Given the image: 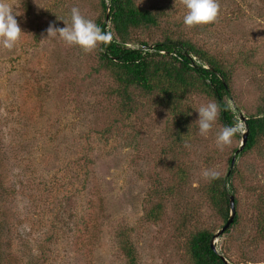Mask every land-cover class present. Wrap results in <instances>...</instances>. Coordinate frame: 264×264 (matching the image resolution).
<instances>
[{"label": "rangeland", "instance_id": "obj_1", "mask_svg": "<svg viewBox=\"0 0 264 264\" xmlns=\"http://www.w3.org/2000/svg\"><path fill=\"white\" fill-rule=\"evenodd\" d=\"M10 2L24 34L14 50L0 49L4 263L128 264L120 247L125 233L138 264H191L192 232L216 233L226 223L202 170L225 176L233 168L239 221L215 242L233 264H264V137L232 166L229 159L242 139L235 136L220 151V118L207 137L196 123V109L214 98L174 91L164 76L150 92L132 87L134 110L125 112L121 85L102 66L98 49L85 54L48 38L50 25L66 27L73 7L97 23L101 0ZM136 2L159 10L162 18L156 27L133 29L132 45L153 46L180 34L233 69L230 101L236 111L241 107L239 114L264 105V0H219L218 21L192 29L183 24L186 9L179 0ZM173 93L176 102L169 99ZM179 116L188 119L185 127ZM157 203L163 208L154 220L148 211Z\"/></svg>", "mask_w": 264, "mask_h": 264}, {"label": "trees", "instance_id": "obj_2", "mask_svg": "<svg viewBox=\"0 0 264 264\" xmlns=\"http://www.w3.org/2000/svg\"><path fill=\"white\" fill-rule=\"evenodd\" d=\"M101 4L103 15L96 24L105 32H111L113 41L110 45H101L103 50L98 49V55L102 66L107 67L106 69L112 72L115 80L121 85L124 98L121 106L122 109L125 108V112L131 113L134 110L133 99L129 92L132 87L137 86L150 92L156 85L154 80L164 76L165 81H169V86L174 91L177 89L194 90L212 96L221 106L219 118L223 126H232L237 120L244 121L248 135L238 155L252 150L259 139L264 137V105L257 112L245 115L246 119H242V114L238 112L240 106L237 111L235 109L234 111H223L225 103L234 97L233 69L229 65L180 34L178 36L168 34L153 46L147 42H141L143 46L132 45L133 29L156 27L160 24L162 17L159 10L142 7L137 4L136 0H101ZM108 8L109 19H107ZM164 92L172 95L169 89H164ZM176 98L174 93L173 97H169V99H174L172 102H176ZM179 119L175 120L181 126L185 127L188 124L186 117L179 116ZM182 132L183 130H179L175 134L176 141H181ZM236 136L241 139L243 137L239 134ZM229 161L231 164L232 158ZM233 173L234 169L231 168L225 176L212 180L210 185L211 201L225 221L228 220L231 211L230 194L234 191L231 182ZM237 202L236 199V204ZM162 208V203L151 207L148 211L149 218L154 220L159 218ZM260 210L264 211L263 204ZM238 221L239 216L236 215L231 227L238 224ZM2 223V216H0V225ZM259 223L261 225L260 234L264 239V215ZM214 235L215 232L207 228L192 232L187 242L191 264H229L222 255L230 262L229 257L212 247ZM1 242L0 233V245ZM120 247L128 264H138L134 243L125 233L122 234ZM2 263L4 260L1 257L0 264Z\"/></svg>", "mask_w": 264, "mask_h": 264}, {"label": "clouds", "instance_id": "obj_3", "mask_svg": "<svg viewBox=\"0 0 264 264\" xmlns=\"http://www.w3.org/2000/svg\"><path fill=\"white\" fill-rule=\"evenodd\" d=\"M186 9L183 16V24L189 28L211 25L218 21L221 6L219 0H179ZM13 4L10 0H0V49L12 51L21 42L22 31L18 24ZM70 22L63 20L66 27L56 28L50 25L47 29L48 38H59L68 46L79 47L85 54L93 53L97 49L103 50L101 45H110L113 41L111 32L102 30L92 19L86 18L79 8L73 7L70 13ZM119 42V41H117ZM199 119L196 121L199 134L207 137L213 131L220 112L221 106L210 101L196 109ZM223 111H234L231 101L225 103ZM246 127L238 120L232 126H223L216 133V147L223 151L225 147H230L233 138L239 134L243 135ZM202 177L211 181L221 178V173L215 169L202 170Z\"/></svg>", "mask_w": 264, "mask_h": 264}, {"label": "water", "instance_id": "obj_4", "mask_svg": "<svg viewBox=\"0 0 264 264\" xmlns=\"http://www.w3.org/2000/svg\"><path fill=\"white\" fill-rule=\"evenodd\" d=\"M107 19H109V8H108V12H107ZM241 117H242V119H246V118H245V115H242ZM247 135H248V134H247L246 132L243 134L242 142H241V144H240L238 150L235 152L234 156L232 157V161H231V165H232V166L235 164L239 152L243 149V146H244V144H245V142H246V140H247ZM230 204H231V211H230V215H229V217H228V220H227L226 223L221 227V229H219V230L215 233V235H214V237H213V239H212V247H213L214 249H216L217 251H218V248H217V245H216V242H215L216 238L220 237L222 234L225 233V231H227V229H229V228L231 227V225H232V223H233V221L235 220V217H236V215H237L236 199H235V195L232 194V193L230 194ZM222 257H223V259H224L225 261H227L229 264H233L232 262H229V261L227 260V258H226L224 255H222Z\"/></svg>", "mask_w": 264, "mask_h": 264}, {"label": "built area", "instance_id": "obj_5", "mask_svg": "<svg viewBox=\"0 0 264 264\" xmlns=\"http://www.w3.org/2000/svg\"><path fill=\"white\" fill-rule=\"evenodd\" d=\"M245 125V124H244ZM245 127H246V125H245Z\"/></svg>", "mask_w": 264, "mask_h": 264}]
</instances>
